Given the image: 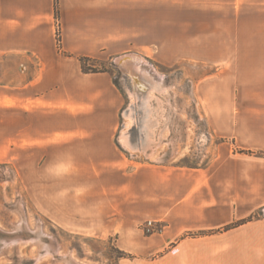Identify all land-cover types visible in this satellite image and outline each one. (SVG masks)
<instances>
[{
	"label": "crops",
	"instance_id": "crops-1",
	"mask_svg": "<svg viewBox=\"0 0 264 264\" xmlns=\"http://www.w3.org/2000/svg\"><path fill=\"white\" fill-rule=\"evenodd\" d=\"M148 48L173 59H156ZM131 49L167 67L187 61L211 68L196 86L204 131L197 135L190 121L182 144L157 139L154 128L162 125L154 121L150 130L137 124L131 140L118 133L123 98L112 74L83 73L78 58L137 56L126 54ZM6 55L24 57L21 73L34 65L29 82L0 92L9 141L32 144L46 167H68L67 181L47 185L55 210L46 212L58 226L116 236L135 264H264V218H253L264 209V0H0ZM210 79H262V97L236 102ZM207 136L220 143L204 166L128 160V142L136 153L166 159L193 155ZM147 221L157 232L145 236Z\"/></svg>",
	"mask_w": 264,
	"mask_h": 264
},
{
	"label": "rangeland",
	"instance_id": "rangeland-1",
	"mask_svg": "<svg viewBox=\"0 0 264 264\" xmlns=\"http://www.w3.org/2000/svg\"><path fill=\"white\" fill-rule=\"evenodd\" d=\"M148 49L150 55L156 59H173L172 55L164 49ZM135 52V49H131L126 53L136 54L138 57L127 66L117 65V60L123 54L103 59L86 57L90 60L83 66L84 70L90 71L86 74H112V82L123 98L122 106L118 112L120 123L118 133L120 131L121 134L128 132L127 135L130 139V132L135 129L137 124L150 127L148 124L154 121L157 125L160 123L162 125L159 128H154L159 129L157 139L165 141L170 138L171 142L176 141V143L182 144L181 142L189 138L190 132L187 123L190 121L197 124L195 128L197 135L204 131L202 121L204 116H201L197 107L196 86L200 81H205L200 80L199 76L210 74L211 68L187 61L167 67L146 61L142 55ZM243 57L253 59L254 55L245 54ZM23 58L15 55L0 57V92L2 94L9 87L18 88L31 80L34 65L32 64L27 72L21 73L19 64ZM133 79L138 80L140 86H137L132 81ZM210 81H217L222 88H229L228 92L231 93L232 100L236 102L240 98L251 96V94H260L262 97V79H210ZM260 101H262L261 98ZM7 106V98L1 96L0 264H69L68 255L84 262V264H135L136 257L118 247L116 236L100 238L83 231L71 232L61 228L48 217L46 211L55 210V190L47 185L67 181L68 176L62 174V170L65 171L68 167L57 168L55 163H50L51 167H46L38 150L31 151L32 144L19 141L18 137H16L15 143L10 142L9 138L13 135L9 136L11 121H9L8 112L5 110ZM14 124L15 122H13V131ZM150 129L151 127L148 128V130ZM12 140L14 139L12 138ZM128 143L126 146L128 160L135 164L171 163L197 167L204 166L213 159L215 147L220 142L211 140L209 136H207V140L203 137L201 145L196 148L193 155L184 157L176 152L175 157L170 156L166 159L163 156H153L145 151L143 156L142 152L141 154L136 153L135 148H132L133 146ZM237 151L242 152L240 149ZM170 152L166 150L164 155L173 153ZM87 177L89 178V175L81 174L80 180L85 181L84 179L87 180ZM253 217L264 218V209ZM140 229L142 231L143 227L141 226ZM143 234L149 235L145 232ZM118 251L128 254L130 258L118 259ZM159 255H149L147 259H153Z\"/></svg>",
	"mask_w": 264,
	"mask_h": 264
},
{
	"label": "trees",
	"instance_id": "trees-1",
	"mask_svg": "<svg viewBox=\"0 0 264 264\" xmlns=\"http://www.w3.org/2000/svg\"><path fill=\"white\" fill-rule=\"evenodd\" d=\"M55 13H56V15H57V11H56V10H55ZM55 41H56L57 49H60V45H61V44H60V36H59V32H58V31H56ZM89 60H90V59H88V58H86V57H79V58H78V61H79L80 65H81V69H82L83 73H90V71H86V70H84V68H83L85 62H88ZM253 218H254V217H253ZM253 218H249V219H247V220H243V221L237 222V223H235V224H233V225L227 226L224 230H228V229H231V228L237 227V226H239V225H243V224L247 223L248 221H251ZM117 253H118V259H120V258H130V256H129L128 254L123 253V252H121V251H118Z\"/></svg>",
	"mask_w": 264,
	"mask_h": 264
},
{
	"label": "bare ground",
	"instance_id": "bare-ground-1",
	"mask_svg": "<svg viewBox=\"0 0 264 264\" xmlns=\"http://www.w3.org/2000/svg\"><path fill=\"white\" fill-rule=\"evenodd\" d=\"M131 56V57H130ZM135 59H138V57L137 56H133V55H129V58H126L125 60H127L126 62L127 63H125L124 62V60H123V65L124 66H127V65H130L131 63H132V60H135ZM136 69V68H135ZM128 70H130V69H128ZM130 73V72H129ZM135 73V72H134ZM141 75V74H140ZM126 78V77H125ZM126 80V79H125ZM142 80V79H141ZM126 81H129L128 79L126 80ZM132 81H134L135 82V84L136 85H138V86H140V84H139V81L138 80H132ZM145 81V80H144ZM131 82V81H130ZM146 83V82H145ZM129 86V85H128ZM147 87V86H146ZM152 87V86H151ZM131 88V87H130ZM157 88V87H156ZM150 89V88H149ZM153 89V88H152ZM159 89V88H158ZM134 90V89H133ZM136 90V89H135ZM138 90V89H137ZM140 91V90H139ZM150 91V90H149ZM156 92V91H155ZM133 93V92H132ZM141 93V92H140ZM149 94H151V93H149ZM156 94V93H155ZM152 95V94H151ZM140 97V96H139ZM145 97V96H144ZM134 98V97H133ZM145 99V98H144ZM154 99V98H153ZM142 101V100H141ZM141 101H139V102H141ZM152 101V100H151ZM143 102V101H142ZM145 102V101H144ZM147 104V103H146ZM152 105V104H151ZM138 106H139V104H138ZM144 106V105H143ZM158 107H160V106H158ZM152 108V107H151ZM163 109V108H162ZM135 110V109H134ZM151 110V109H150ZM154 112V111H153ZM155 112H156V110H155ZM131 113V112H130ZM148 113H150V112H148ZM129 114V113H128ZM152 114V113H151ZM133 115V114H132ZM130 116V115H129ZM156 119V118H155ZM150 121V120H149ZM122 136V135H121ZM127 136V135H126ZM120 140H122L121 138H120ZM131 140V139H130ZM126 141V140H125ZM127 143V142H126ZM132 144V143H131ZM133 148V147H132ZM136 148V147H135ZM160 160V159H159ZM10 248V247H9ZM53 256V255H52ZM67 261H69V260H67Z\"/></svg>",
	"mask_w": 264,
	"mask_h": 264
},
{
	"label": "water",
	"instance_id": "water-1",
	"mask_svg": "<svg viewBox=\"0 0 264 264\" xmlns=\"http://www.w3.org/2000/svg\"><path fill=\"white\" fill-rule=\"evenodd\" d=\"M126 58H129V55H124V56L120 57L117 60V65L120 67L124 66L123 63L124 62L127 63L126 62L127 60H125ZM123 60H124V62H123ZM68 259H69V264H84V262H80L75 258L73 259L71 255H68Z\"/></svg>",
	"mask_w": 264,
	"mask_h": 264
},
{
	"label": "built area",
	"instance_id": "built-area-1",
	"mask_svg": "<svg viewBox=\"0 0 264 264\" xmlns=\"http://www.w3.org/2000/svg\"><path fill=\"white\" fill-rule=\"evenodd\" d=\"M142 227H143V230H142L143 233L145 232V233L151 235V234L157 232V230L155 229V226H154V222H152V221L145 222Z\"/></svg>",
	"mask_w": 264,
	"mask_h": 264
}]
</instances>
